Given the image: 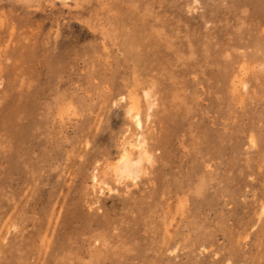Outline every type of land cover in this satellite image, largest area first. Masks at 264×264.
Returning <instances> with one entry per match:
<instances>
[{"label":"rangeland","instance_id":"1","mask_svg":"<svg viewBox=\"0 0 264 264\" xmlns=\"http://www.w3.org/2000/svg\"><path fill=\"white\" fill-rule=\"evenodd\" d=\"M0 264H264V0H0Z\"/></svg>","mask_w":264,"mask_h":264},{"label":"bare ground","instance_id":"2","mask_svg":"<svg viewBox=\"0 0 264 264\" xmlns=\"http://www.w3.org/2000/svg\"><path fill=\"white\" fill-rule=\"evenodd\" d=\"M134 109L135 108H129L127 111L128 113H131ZM134 117L138 119L139 118L138 113H135ZM133 147L136 148L138 152V156L135 158H132L131 153L128 150L124 149L122 151L119 163L113 169L114 176L117 179L134 180L138 178L141 173L140 165L142 163V160L144 159L150 160L149 159L150 156L145 151L143 142L139 138L135 140ZM95 181L96 180L94 178V182Z\"/></svg>","mask_w":264,"mask_h":264}]
</instances>
